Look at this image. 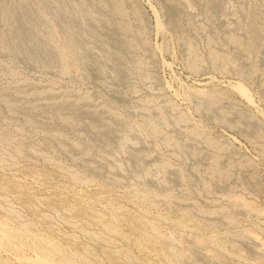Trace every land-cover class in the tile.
<instances>
[{
    "label": "rangeland",
    "instance_id": "obj_1",
    "mask_svg": "<svg viewBox=\"0 0 264 264\" xmlns=\"http://www.w3.org/2000/svg\"><path fill=\"white\" fill-rule=\"evenodd\" d=\"M249 238L264 0H0V264H264Z\"/></svg>",
    "mask_w": 264,
    "mask_h": 264
},
{
    "label": "bare ground",
    "instance_id": "obj_2",
    "mask_svg": "<svg viewBox=\"0 0 264 264\" xmlns=\"http://www.w3.org/2000/svg\"><path fill=\"white\" fill-rule=\"evenodd\" d=\"M185 2V1H184ZM168 4V6L170 7V8H175L176 7V5L174 4V3H172V2H169V3H167ZM227 29H228V31H232L233 29H234V25H233V23L232 22H230L229 24H228V26H227ZM115 93H118V92H115ZM126 147H128V148H130L132 151H134V152H138L139 151V147L138 146H136V145H134V144H132V143H128V142H122ZM138 155V156H137ZM136 155V157H137V159L141 162H147V159H144V158H142V157H139V154H137ZM248 244H250L252 247H253V249L255 250V251H257V252H260L261 250H264V248H262V245H260V243L257 241V240H255V239H253V238H249L248 239ZM264 246V245H263ZM201 258L202 259H204L207 263H209V264H218V260H217V258H215V256H213V255H211V254H209V253H207V252H205V253H202L201 254Z\"/></svg>",
    "mask_w": 264,
    "mask_h": 264
}]
</instances>
